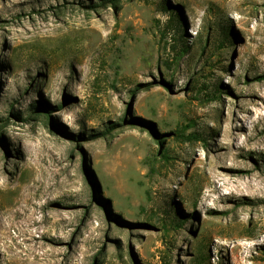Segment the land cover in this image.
Here are the masks:
<instances>
[{"label": "rangeland", "instance_id": "obj_1", "mask_svg": "<svg viewBox=\"0 0 264 264\" xmlns=\"http://www.w3.org/2000/svg\"><path fill=\"white\" fill-rule=\"evenodd\" d=\"M200 249L264 264V0H0V264Z\"/></svg>", "mask_w": 264, "mask_h": 264}, {"label": "trees", "instance_id": "obj_2", "mask_svg": "<svg viewBox=\"0 0 264 264\" xmlns=\"http://www.w3.org/2000/svg\"><path fill=\"white\" fill-rule=\"evenodd\" d=\"M112 1L113 0H109V3L110 4H112ZM178 8L176 7L175 8V10H177ZM169 28L170 29H172L173 30V32L176 34V35H179L177 32H178V30H179V24H178V20L177 19H175V20H170L169 21ZM222 31H223V33H221L222 34V39L224 40L225 39V37H226V32H225V30L224 29H222ZM184 36H186V34H184V32H183V38H184ZM178 41H180V48L178 49V53H177V57H179L180 58V56L182 55V54H184V50L187 48L186 47V45H185V41H184V39L179 35L178 37ZM222 42V41H221ZM217 90V89H216ZM9 114H11L13 117H16V118H18L17 116H18V114L17 113H15V112H12V111H9ZM50 118V116L49 115H47V119H49ZM197 264H208L207 263V256H206V254L200 249V250H198L197 251Z\"/></svg>", "mask_w": 264, "mask_h": 264}]
</instances>
